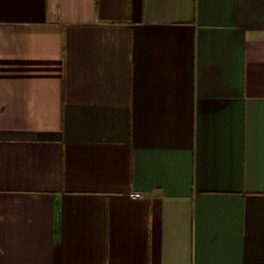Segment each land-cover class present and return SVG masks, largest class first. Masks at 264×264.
Returning a JSON list of instances; mask_svg holds the SVG:
<instances>
[{
    "label": "crops",
    "instance_id": "obj_1",
    "mask_svg": "<svg viewBox=\"0 0 264 264\" xmlns=\"http://www.w3.org/2000/svg\"><path fill=\"white\" fill-rule=\"evenodd\" d=\"M0 264H264V0H0Z\"/></svg>",
    "mask_w": 264,
    "mask_h": 264
},
{
    "label": "built area",
    "instance_id": "obj_2",
    "mask_svg": "<svg viewBox=\"0 0 264 264\" xmlns=\"http://www.w3.org/2000/svg\"><path fill=\"white\" fill-rule=\"evenodd\" d=\"M131 197L132 198H139V197H141V193H139V192H133V193H131Z\"/></svg>",
    "mask_w": 264,
    "mask_h": 264
}]
</instances>
